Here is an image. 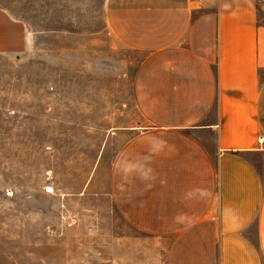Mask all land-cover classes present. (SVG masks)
Here are the masks:
<instances>
[{
    "label": "crops",
    "instance_id": "1",
    "mask_svg": "<svg viewBox=\"0 0 264 264\" xmlns=\"http://www.w3.org/2000/svg\"><path fill=\"white\" fill-rule=\"evenodd\" d=\"M32 2L0 0V55L36 48ZM66 24L68 48L142 57V122L111 133L118 215L163 264H264V0H66Z\"/></svg>",
    "mask_w": 264,
    "mask_h": 264
},
{
    "label": "rangeland",
    "instance_id": "2",
    "mask_svg": "<svg viewBox=\"0 0 264 264\" xmlns=\"http://www.w3.org/2000/svg\"><path fill=\"white\" fill-rule=\"evenodd\" d=\"M27 4L17 14L40 33L36 48L0 55V264H163L158 241L126 224L109 195L122 145L111 133L142 122V57L98 55L107 51L86 40L68 48L66 0Z\"/></svg>",
    "mask_w": 264,
    "mask_h": 264
},
{
    "label": "built area",
    "instance_id": "3",
    "mask_svg": "<svg viewBox=\"0 0 264 264\" xmlns=\"http://www.w3.org/2000/svg\"><path fill=\"white\" fill-rule=\"evenodd\" d=\"M259 145L263 148L264 147V137L260 136L258 139Z\"/></svg>",
    "mask_w": 264,
    "mask_h": 264
}]
</instances>
